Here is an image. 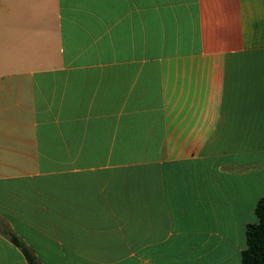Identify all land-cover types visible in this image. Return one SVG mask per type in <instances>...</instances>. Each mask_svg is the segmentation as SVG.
<instances>
[{
    "label": "crops",
    "instance_id": "0c3cea01",
    "mask_svg": "<svg viewBox=\"0 0 264 264\" xmlns=\"http://www.w3.org/2000/svg\"><path fill=\"white\" fill-rule=\"evenodd\" d=\"M264 195V0H0V264H241Z\"/></svg>",
    "mask_w": 264,
    "mask_h": 264
},
{
    "label": "trees",
    "instance_id": "16d2710c",
    "mask_svg": "<svg viewBox=\"0 0 264 264\" xmlns=\"http://www.w3.org/2000/svg\"><path fill=\"white\" fill-rule=\"evenodd\" d=\"M254 214L256 222L246 227V247L241 253V264H264V195L257 201ZM9 238L14 245L22 249L28 263L34 264V258L18 240L13 235H9Z\"/></svg>",
    "mask_w": 264,
    "mask_h": 264
}]
</instances>
